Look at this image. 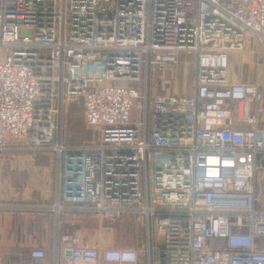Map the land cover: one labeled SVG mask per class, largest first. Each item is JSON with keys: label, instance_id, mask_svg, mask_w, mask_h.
I'll return each mask as SVG.
<instances>
[{"label": "built area", "instance_id": "built-area-1", "mask_svg": "<svg viewBox=\"0 0 264 264\" xmlns=\"http://www.w3.org/2000/svg\"><path fill=\"white\" fill-rule=\"evenodd\" d=\"M245 35L264 43V0H0V158L11 139L57 155L56 215L145 222L131 248L63 234L67 264H264V89L228 76ZM189 54L193 93H151V73ZM79 103L97 139L68 147L57 134ZM28 256L18 264H45Z\"/></svg>", "mask_w": 264, "mask_h": 264}, {"label": "crops", "instance_id": "crops-1", "mask_svg": "<svg viewBox=\"0 0 264 264\" xmlns=\"http://www.w3.org/2000/svg\"><path fill=\"white\" fill-rule=\"evenodd\" d=\"M253 44L255 46L252 48ZM262 45L264 43H256L253 37L244 36L243 47L239 51L245 53L237 51L232 56V63L236 69L231 73L228 70L230 80L243 83L257 82L261 90L264 89V74L262 75L263 71L259 70L264 58V54L259 53ZM249 46H251L250 49ZM247 55L248 59H246ZM182 56L178 59L177 70H154L151 73V93L179 94L172 89H175L178 77L186 72L182 70V67L178 69ZM153 75L158 84H154L152 89ZM194 78L195 70L193 85ZM170 80L175 82L174 87L170 85V88H166ZM259 123L264 126V115ZM255 161L258 164V168L254 171L256 208L264 209V155L257 154ZM59 165L57 155L50 148L33 151L26 148L20 140H9L2 151L0 158V264H18L29 257V251L33 248L44 250L45 264H67L68 253L64 254L61 240L63 234L75 236L79 245L95 246L100 250L108 247L105 240L100 238L105 223L102 215L90 210L91 208L79 209V206L75 204H64L58 215L52 211L51 205L60 195ZM136 219L139 218L136 217Z\"/></svg>", "mask_w": 264, "mask_h": 264}, {"label": "rangeland", "instance_id": "rangeland-1", "mask_svg": "<svg viewBox=\"0 0 264 264\" xmlns=\"http://www.w3.org/2000/svg\"><path fill=\"white\" fill-rule=\"evenodd\" d=\"M251 46L253 48L255 45L253 44ZM251 46H249V49L251 48ZM259 49H260L259 53L261 54L262 52V54H264V45H262V47H260ZM236 52L237 51L232 50L229 54V58H230L229 66H228L229 73H231L232 71L236 69V66H234L232 63V56ZM238 52H242V51H238ZM242 53H245V52H242ZM248 58L249 57L247 55L246 59ZM195 62H196V56L194 54L183 55L181 58V64L180 66L178 65V69L182 67V70H185L186 72H184L182 76L180 75L178 77V79L176 80V83L171 82L173 80H170L167 83L166 88L174 87V83H175V89H172L173 92H176L179 94L192 93L194 91L193 76H194V70H195ZM261 63L262 64L259 67V70L263 71L262 73L263 75L264 74V58ZM174 69L177 70V67L175 66L173 70ZM176 76L177 75H175V77ZM156 80L157 79L153 75L151 79L152 89L154 88V84L157 83ZM139 116H140L139 109L133 108L130 112V120L136 121L137 119H139ZM258 127L260 128L262 127V125L259 123ZM57 136L60 137L63 144L68 147L75 146V145H82L86 142L89 143L93 139L95 140L97 139L96 132H93V130L90 129L84 121L83 107L81 103L67 104V108H66L65 113L63 114L62 123L60 124V128L58 130ZM101 231H102L101 233L103 234L100 236V238L102 240L103 239L105 240V242L107 243V246H112V247H125L126 246L128 248L129 247L131 248V247L144 245L146 244V241H147L145 222L143 221V219L141 220L140 218L137 220L134 215L121 216L116 221V223H114V225L112 226H108L105 222L103 230ZM259 246L264 247V239L260 240Z\"/></svg>", "mask_w": 264, "mask_h": 264}]
</instances>
